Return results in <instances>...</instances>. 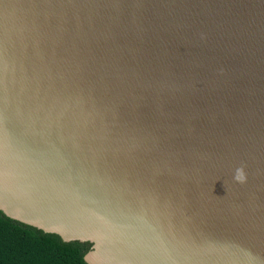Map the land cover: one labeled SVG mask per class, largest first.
Returning <instances> with one entry per match:
<instances>
[{
    "label": "water",
    "instance_id": "obj_1",
    "mask_svg": "<svg viewBox=\"0 0 264 264\" xmlns=\"http://www.w3.org/2000/svg\"><path fill=\"white\" fill-rule=\"evenodd\" d=\"M0 212L87 264H264V0H0Z\"/></svg>",
    "mask_w": 264,
    "mask_h": 264
},
{
    "label": "trees",
    "instance_id": "obj_2",
    "mask_svg": "<svg viewBox=\"0 0 264 264\" xmlns=\"http://www.w3.org/2000/svg\"><path fill=\"white\" fill-rule=\"evenodd\" d=\"M90 249L89 243H65L0 212V264H87Z\"/></svg>",
    "mask_w": 264,
    "mask_h": 264
}]
</instances>
